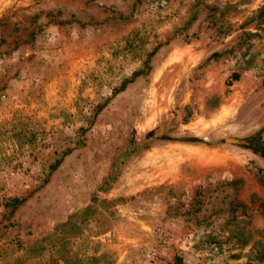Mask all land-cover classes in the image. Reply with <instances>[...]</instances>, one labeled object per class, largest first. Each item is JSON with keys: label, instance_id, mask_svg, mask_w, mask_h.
Here are the masks:
<instances>
[{"label": "rangeland", "instance_id": "374dc122", "mask_svg": "<svg viewBox=\"0 0 264 264\" xmlns=\"http://www.w3.org/2000/svg\"><path fill=\"white\" fill-rule=\"evenodd\" d=\"M261 149L264 0H0V264H264Z\"/></svg>", "mask_w": 264, "mask_h": 264}, {"label": "trees", "instance_id": "16d2710c", "mask_svg": "<svg viewBox=\"0 0 264 264\" xmlns=\"http://www.w3.org/2000/svg\"><path fill=\"white\" fill-rule=\"evenodd\" d=\"M254 151H257V150H254ZM259 156L262 158V159H264V149H261V150H259Z\"/></svg>", "mask_w": 264, "mask_h": 264}]
</instances>
